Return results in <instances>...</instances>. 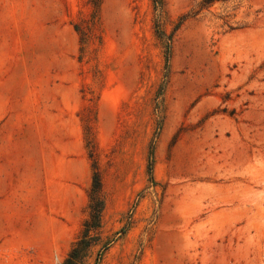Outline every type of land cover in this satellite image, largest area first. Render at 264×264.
I'll return each instance as SVG.
<instances>
[{
	"label": "rangeland",
	"instance_id": "374dc122",
	"mask_svg": "<svg viewBox=\"0 0 264 264\" xmlns=\"http://www.w3.org/2000/svg\"><path fill=\"white\" fill-rule=\"evenodd\" d=\"M6 226L26 264H264V0H0Z\"/></svg>",
	"mask_w": 264,
	"mask_h": 264
},
{
	"label": "crops",
	"instance_id": "0c3cea01",
	"mask_svg": "<svg viewBox=\"0 0 264 264\" xmlns=\"http://www.w3.org/2000/svg\"><path fill=\"white\" fill-rule=\"evenodd\" d=\"M24 237V233L15 232L6 226V230L0 235V264H26L25 260L14 262L10 257L12 252L17 251L23 259L29 256L30 244Z\"/></svg>",
	"mask_w": 264,
	"mask_h": 264
},
{
	"label": "trees",
	"instance_id": "16d2710c",
	"mask_svg": "<svg viewBox=\"0 0 264 264\" xmlns=\"http://www.w3.org/2000/svg\"><path fill=\"white\" fill-rule=\"evenodd\" d=\"M98 175L94 176V183L96 182V185H94L93 189L100 188V181L97 179Z\"/></svg>",
	"mask_w": 264,
	"mask_h": 264
}]
</instances>
